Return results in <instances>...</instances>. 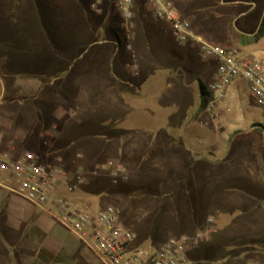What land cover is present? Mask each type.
I'll use <instances>...</instances> for the list:
<instances>
[{"label":"rangeland","instance_id":"obj_1","mask_svg":"<svg viewBox=\"0 0 264 264\" xmlns=\"http://www.w3.org/2000/svg\"><path fill=\"white\" fill-rule=\"evenodd\" d=\"M90 1L0 0V144L11 158L27 152L80 175L84 207L114 208L135 246L192 237L210 218L207 241L188 250L191 264H264V113L233 84L219 121L199 128L207 115L197 80L206 85L214 72L197 50L176 44L143 0L129 21L115 0L97 13ZM169 1L183 19L205 21L202 39L264 65V35L255 40L264 0ZM116 167L126 181L112 176ZM116 185L146 195L99 196ZM5 220L0 210V264H37L39 236L25 218ZM50 221L87 264H100Z\"/></svg>","mask_w":264,"mask_h":264},{"label":"built area","instance_id":"obj_2","mask_svg":"<svg viewBox=\"0 0 264 264\" xmlns=\"http://www.w3.org/2000/svg\"><path fill=\"white\" fill-rule=\"evenodd\" d=\"M151 16L169 28L171 39L178 45L197 50L199 59L213 67V77L205 86L203 112L205 128L220 119V106L233 84L243 85L248 97L264 113V65L234 49L208 43L195 35L169 0H143ZM138 0H115V10L124 21L133 17ZM102 0H91L89 10L98 12ZM0 144V190L13 199L52 219L60 228L77 239L82 248L100 264H191L188 250L207 241L212 219L194 236H170L154 249L135 246L134 235L123 227L117 211L108 206L97 210L82 207L71 197L81 186L82 177H68L57 167L40 163L31 153L11 158ZM112 176L126 181L120 168Z\"/></svg>","mask_w":264,"mask_h":264},{"label":"crops","instance_id":"obj_3","mask_svg":"<svg viewBox=\"0 0 264 264\" xmlns=\"http://www.w3.org/2000/svg\"><path fill=\"white\" fill-rule=\"evenodd\" d=\"M236 4L246 5L242 2H240V3L236 2ZM218 16L219 15H216L215 19L219 18ZM137 17L141 21H143V20L145 21L147 19L146 15L143 11H139L137 13ZM184 18H185V20H187L189 22L190 28L195 35L203 36V34L198 31V27L203 28L205 21H202L200 19H193L191 17V15L185 16ZM170 38H171V36H170ZM190 48H193V47H190ZM5 195L6 194L4 193V191L0 190V210L5 212V216H6L5 222L7 221V215L12 217V219H14V220L15 219L21 220L22 218H25V220L27 221V224H29L32 228L38 230L44 236V238L40 242V249H42L44 252L51 254L53 256H56V255L69 256L73 260L72 262H70L71 261L70 260L69 264H87L86 260L83 259L81 257V255L79 254V248L76 247V245L71 240H68L63 235H60V234H57L56 232H54L53 225H52V223L50 221L51 219L49 217L43 215L42 213H40V214L35 213L37 211L28 207L27 205H25L22 202L19 203L18 201L6 200ZM78 195L80 196L81 193H79ZM80 199H81L80 205H82L83 207L88 206L87 201L84 200L85 198H82V196H81ZM19 205H23L29 211L28 212L17 211L16 209ZM67 234H69V233H67ZM69 235H71V234H69ZM73 238H75V237H73Z\"/></svg>","mask_w":264,"mask_h":264},{"label":"trees","instance_id":"obj_4","mask_svg":"<svg viewBox=\"0 0 264 264\" xmlns=\"http://www.w3.org/2000/svg\"><path fill=\"white\" fill-rule=\"evenodd\" d=\"M264 35V20L262 21V24L260 26V29L257 33V35L255 36V40H258L259 38H261ZM241 38L243 40H246V37L241 36ZM117 42L120 44V40L117 39ZM243 45H247L246 42L242 41ZM187 48H190V46H187ZM192 49V48H191ZM208 69H212L213 67L209 64H206ZM195 75V74H194ZM198 92L197 95L198 97L201 99L202 101V109L204 106V100H205V86L210 82H208L206 85H203L200 80L198 79ZM130 185V184H129ZM147 194L149 195V193H151L152 196H156V194H158L159 192L153 191L151 189H147ZM81 193V189L80 187L78 188V190L71 196L75 199L78 200V202L81 204V195L79 196L78 194ZM146 195L145 193H142L140 191H134L132 189L129 188V186H123V185H116V186H105L100 192H99V196L100 197H116V196H122V197H127V198H136L138 196H144ZM80 197V198H79ZM83 197V196H82ZM101 209V208H100ZM32 232L34 235L39 236L40 238V242L42 241V239L44 238V236L36 229L32 228ZM35 261L37 262V264H69V261L72 262V258L69 256H62V255H56L53 256L51 254H48L46 252H44L42 249L39 250L38 253H36L35 257H34Z\"/></svg>","mask_w":264,"mask_h":264}]
</instances>
